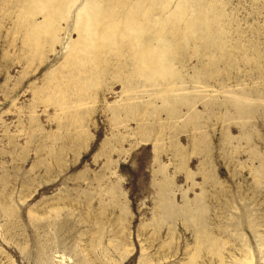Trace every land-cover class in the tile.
I'll list each match as a JSON object with an SVG mask.
<instances>
[{
    "label": "rangeland",
    "instance_id": "rangeland-1",
    "mask_svg": "<svg viewBox=\"0 0 264 264\" xmlns=\"http://www.w3.org/2000/svg\"><path fill=\"white\" fill-rule=\"evenodd\" d=\"M60 1L0 0V264H264V0H141L153 76Z\"/></svg>",
    "mask_w": 264,
    "mask_h": 264
},
{
    "label": "bare ground",
    "instance_id": "bare-ground-1",
    "mask_svg": "<svg viewBox=\"0 0 264 264\" xmlns=\"http://www.w3.org/2000/svg\"><path fill=\"white\" fill-rule=\"evenodd\" d=\"M23 1H24V5L27 7V9H28V6H29L33 10L34 5L37 4V6L41 8V11H45L46 12V14H45L46 28H49V29L52 28L51 21H52L53 15L58 13V11H59V8L61 6V1L60 0H23ZM140 4H141V0H136V4H135L136 7H134V11L132 13L133 15L130 16V19H129L131 28L130 27H126L124 30H121L118 27L117 23H116V25H117L116 28L114 27L115 25L113 24L112 21H113V18L115 20V16H114V13L111 12L112 9H110L111 13H108V14L104 15L105 18H103V17H101V18L95 17V14H94V7L95 6L94 7H91V6L90 7H84L82 9H80L78 11V17L81 16L82 12H83L82 15H84V14L86 15V16L83 17L84 18V20L82 22L83 30L81 32V33H83V35H80L81 36L80 39L83 42H86V38L90 37L91 35H93L92 32L99 25L100 22H102V24H103V22L111 24V25H109V34L107 32V34L105 35L106 37L113 36L116 33V30H121L120 33H123V34H125L126 32L129 33L133 37L132 48L136 49V55L138 57L137 58L138 63L140 62V65L141 64L144 65V67L147 68L150 71V73H152L150 75L153 76V74L155 75L157 72L163 71L162 70V65H161L163 56L162 55L161 56H158V55L155 56V55H152V53L150 51L144 50L143 33H144V30L146 29V27L144 28L141 24H139L140 21H137L136 23L132 22V20H136L137 18H139L141 16L144 17V14L141 13V5ZM27 13H29V12H27ZM176 15H178V16L180 15V18L186 17V14L184 12L176 11L175 15H173V17H176ZM108 24H105V25H108ZM153 26L159 27V26H162V25H161V22H160V23H154ZM94 32H96V30ZM152 35H155L156 37H161L159 28L154 30ZM125 39H126V36H125ZM111 42L115 43L114 40L111 41ZM133 52H134V50H133ZM158 74H160V73H158ZM162 74L163 73H161V75ZM170 84H173V82H170ZM240 262L242 264H255V263H253V257L248 252L243 254L242 260Z\"/></svg>",
    "mask_w": 264,
    "mask_h": 264
}]
</instances>
